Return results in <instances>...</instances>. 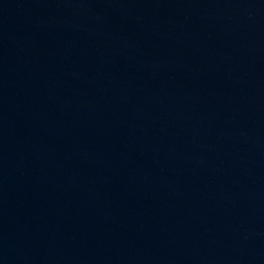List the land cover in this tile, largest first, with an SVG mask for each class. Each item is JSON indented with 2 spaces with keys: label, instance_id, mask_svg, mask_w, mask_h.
Instances as JSON below:
<instances>
[{
  "label": "water",
  "instance_id": "1",
  "mask_svg": "<svg viewBox=\"0 0 264 264\" xmlns=\"http://www.w3.org/2000/svg\"><path fill=\"white\" fill-rule=\"evenodd\" d=\"M0 264H264V0H0Z\"/></svg>",
  "mask_w": 264,
  "mask_h": 264
}]
</instances>
